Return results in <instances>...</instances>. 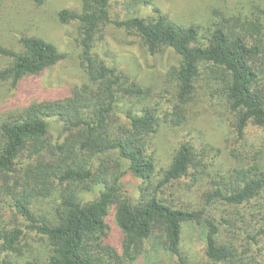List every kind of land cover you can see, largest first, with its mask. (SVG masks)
Segmentation results:
<instances>
[{"label": "trees", "instance_id": "1", "mask_svg": "<svg viewBox=\"0 0 264 264\" xmlns=\"http://www.w3.org/2000/svg\"><path fill=\"white\" fill-rule=\"evenodd\" d=\"M154 1L60 10L59 22L78 27L87 79L58 93L32 81L67 53L25 18L7 21L20 49L7 48L0 20L1 253L33 233L49 242L46 264H135L157 235L177 264H191L181 243L192 225L206 264H264V17L185 25ZM141 8L152 15H136ZM108 24L152 59L172 49L180 65L144 77L121 68L101 52ZM205 117L219 124L218 142L197 129ZM127 175L140 183L135 193ZM47 200L50 210L38 206Z\"/></svg>", "mask_w": 264, "mask_h": 264}, {"label": "rangeland", "instance_id": "2", "mask_svg": "<svg viewBox=\"0 0 264 264\" xmlns=\"http://www.w3.org/2000/svg\"><path fill=\"white\" fill-rule=\"evenodd\" d=\"M154 4L172 20L185 25L192 23L205 25L211 17L219 20L222 18L234 20L240 15L255 13L257 16L264 17V0H155ZM81 6L82 0H46L43 5H39L36 0H14L0 3V20L4 23L1 27L3 42L7 48L20 49L17 43L18 36H15L19 33L10 32L7 21L13 19L14 24L19 26L20 21L17 19L25 18L29 20L33 31L43 33L49 41L68 55L55 68L46 71L32 81L36 85L35 89L39 86L42 90L48 89V91L58 93L65 91L69 86L81 85L86 81V74L79 61L81 51L77 44L78 27L75 23L64 25L58 21L60 10L80 12ZM125 15L126 12L121 5L113 4L112 16L114 18H123ZM136 15L147 17L152 15V9L141 8ZM103 33L105 40L101 52L113 58L121 68L128 69L133 74H137L140 70L141 76L144 77L142 72L145 74V71H165L169 67L180 65V57L169 48H164L156 58L145 56L146 54L135 43L133 35L124 28L108 24L103 28ZM15 95L20 99L25 96L23 92ZM210 119L205 117L199 120L197 129L203 132L204 139H206V133L210 139L218 142L219 124L207 123ZM54 135L55 137L58 135L57 129ZM139 184L131 175L126 176L125 186L130 193H135ZM99 191L97 187L85 194L84 199H94ZM193 198L195 199L194 195ZM51 205L50 200L41 201L38 204L43 210H50ZM109 222L112 226L115 225L113 214ZM156 242L157 235L146 242L144 252L135 264H177V259ZM204 245L198 230L192 225H186L183 231L181 252L189 258L191 264H206L203 258ZM49 252V242L45 238L41 239L33 233H27L20 242L18 251L0 252V264H46Z\"/></svg>", "mask_w": 264, "mask_h": 264}]
</instances>
